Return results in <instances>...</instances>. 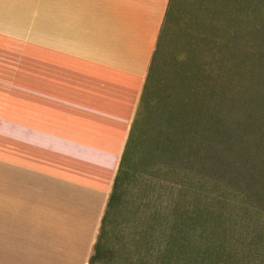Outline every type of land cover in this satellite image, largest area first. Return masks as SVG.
<instances>
[{
  "label": "crops",
  "instance_id": "obj_1",
  "mask_svg": "<svg viewBox=\"0 0 264 264\" xmlns=\"http://www.w3.org/2000/svg\"><path fill=\"white\" fill-rule=\"evenodd\" d=\"M168 4L0 0V264H88Z\"/></svg>",
  "mask_w": 264,
  "mask_h": 264
},
{
  "label": "trees",
  "instance_id": "obj_2",
  "mask_svg": "<svg viewBox=\"0 0 264 264\" xmlns=\"http://www.w3.org/2000/svg\"><path fill=\"white\" fill-rule=\"evenodd\" d=\"M215 35L239 47L210 76ZM263 41L264 0H169L88 264H264ZM130 179L157 199L109 245Z\"/></svg>",
  "mask_w": 264,
  "mask_h": 264
},
{
  "label": "rangeland",
  "instance_id": "obj_3",
  "mask_svg": "<svg viewBox=\"0 0 264 264\" xmlns=\"http://www.w3.org/2000/svg\"><path fill=\"white\" fill-rule=\"evenodd\" d=\"M227 30H229V28H227ZM226 31H224L225 33ZM230 33V35L234 36L235 35V30L234 29H230L228 31ZM223 34V32H220L219 35ZM225 36H227V34H225ZM225 37H216L212 36V39L210 41H214L213 43L211 42L210 44H205L204 46L200 45V52L197 53V59H198V69L200 68L201 71L203 72V74H209L210 76H213L217 73L218 71V60L220 58V56L225 53V55L228 53L230 54V56H233V62L236 60L237 57V53H236V49L239 47V43H238V39L233 41V42H228L229 47L228 48H224L225 46ZM259 38H254L253 35L249 36V44H251V46H253V44H255V42L258 40ZM247 41V40H246ZM264 42V41H263ZM247 45H248V41H247ZM238 46V47H237ZM21 46L19 45H13L11 46L12 49V53L14 54H20V50ZM253 48V47H251ZM22 52H34V49L31 48H26V50L24 49ZM204 87H202L203 89ZM2 129L0 128V137H2L3 132H1ZM143 178L146 179H152L154 181H156L155 177H152L150 174L148 173H143L142 175ZM128 189L126 191L125 194V200H124V204L122 206L123 208V213H121L123 216H117L113 218V221L116 220V222L111 223L109 226V239H108V244H113L115 245L116 242L119 239V236H122L125 242L127 239L129 240V238L133 235H135V233H133V226L131 222H128L127 219L128 218H135V217H139V215L141 214L142 209H151L153 210V206H154V202H156V194L158 193L156 190L152 191V190H138L136 183H134L133 180H129L128 181ZM134 208H139L140 211L137 213V210H134ZM145 211V210H144ZM130 215V216H128ZM132 216V217H131ZM129 237V238H128ZM122 242V243H123ZM128 246H130L128 244Z\"/></svg>",
  "mask_w": 264,
  "mask_h": 264
}]
</instances>
